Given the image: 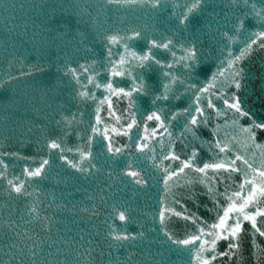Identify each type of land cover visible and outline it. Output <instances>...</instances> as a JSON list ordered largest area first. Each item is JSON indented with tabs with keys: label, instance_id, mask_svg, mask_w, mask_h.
I'll return each instance as SVG.
<instances>
[{
	"label": "snow or ice",
	"instance_id": "1",
	"mask_svg": "<svg viewBox=\"0 0 264 264\" xmlns=\"http://www.w3.org/2000/svg\"><path fill=\"white\" fill-rule=\"evenodd\" d=\"M104 4L119 7L140 6L153 12L167 10L169 7L168 0H104ZM19 6L24 7L23 4ZM55 7L53 6V11ZM217 7L212 0H184L183 4L172 0L167 19H174L175 23L166 29L171 35H149L145 29L139 27L116 31H97L94 28L96 34L89 39L88 21H84L85 30L76 34L80 38L79 45L83 46L85 51H91L90 43L97 38L103 41L106 54L99 63V71L96 60L79 63L69 58L65 59L62 65H58L57 71L68 78L71 84V100L54 109L53 118L41 129L44 143L38 148L36 156L21 157L18 152H0V181L5 185L0 190L10 200L31 197L33 193L29 192L28 188L32 186V182L45 179L56 161L88 177L100 171L97 161L101 156L106 157L105 162L128 157L121 167V175L127 177L133 185L146 187L148 178L138 166L139 157L136 160L131 159L129 149L134 148L135 152L151 160L153 167L163 172L160 182L167 195L161 197L158 214L153 216V221L158 220L159 232L165 242L175 246L179 254H187V260L183 264H232L234 259L236 264H243L244 241L249 235L252 247L256 249L252 255L256 257L257 264H264V259H261L264 256V248L255 243L257 236L264 237V142L257 143L258 137L264 138V118H254L250 110H245L238 95L245 80V69L238 65L250 55L254 47L264 49V0H260L259 6L256 0H227L224 7L228 12L223 17V24L216 19L219 15ZM87 15L91 17L90 13ZM250 20L255 21L251 26ZM91 23L96 24L95 17H91ZM16 27L17 25L13 24L7 29V33L15 32ZM26 27L25 25V29ZM205 27L208 32L204 31ZM213 32L218 33L219 40L223 41L220 54L224 59L206 81L185 84V80L194 79L193 74L201 63V35L211 36ZM189 35L191 39L187 38ZM35 36L36 33H33V38ZM212 39L216 37L212 36ZM236 42L243 44L238 54L232 49V44ZM138 44L141 45L139 48ZM177 47L183 52L180 57L176 56ZM168 54L171 55L170 60L166 59ZM177 64H181L185 70L184 79L172 71ZM30 68L41 70L35 65H30ZM101 72L105 73L103 78H100ZM152 73H158V82H150ZM20 75L30 73L22 72ZM16 79L17 77L7 75V80H0V88L6 89L8 81ZM123 80L128 83L122 84ZM177 84L184 85L185 92L190 91L191 96L187 107L174 110L175 106L171 104V100L178 98L173 87ZM233 88L236 91H232ZM96 90H102L99 97ZM145 97L149 98V104L142 109L138 102ZM72 100H77L85 106L91 101L94 105L87 127H80L84 123V113L79 107L76 111L71 110ZM217 101H222L223 107H218ZM11 102L18 103L14 89ZM125 102L126 106L121 110L119 105ZM102 112H106L107 117L114 123H109ZM229 114L232 126L244 134L246 143L259 150L258 160L254 159L255 151L249 156L239 153L231 155V144L236 137L231 140L213 139L216 137V131H212L207 139L201 140L203 130L214 118ZM240 118L247 121L246 126L240 125ZM228 123L229 121L225 120V124ZM216 127L218 130L219 125ZM134 128L136 132L133 134ZM171 128H180L179 134L174 136ZM28 131L31 132L32 129L29 128ZM69 136H75L77 141L71 146L67 142ZM157 136L160 137L159 140H156ZM118 137H128L131 143H122ZM197 141L200 142L199 147ZM37 143L39 144V141ZM94 145H99L98 151H94ZM154 145L160 147V154H157ZM205 145L211 154L207 158L202 155ZM245 151L247 152V148ZM3 157H16L31 163H25L21 173H13L10 178L9 163ZM164 161L169 163L165 165ZM233 173L240 175V183L236 184L234 189L225 185L224 190L220 191L216 187L221 183L217 177L231 180ZM181 181L190 186V199L197 195L193 191L196 184L205 186V194L211 201V207L206 203L202 206L205 212L215 213L212 222L199 214V206L196 211H190L185 203H182V198H176L177 194L171 189L178 187ZM101 199L103 200V197ZM193 203L195 204V200ZM8 207L7 215L0 217V248L6 249L3 255L7 257L0 259V264H81L79 257L82 256L86 257L87 264H94L91 259L95 250L91 247L92 240L88 241L87 251L81 252L75 247L72 238H61V241L47 243V235L42 237L39 232L23 226L40 220L42 230L45 233L51 232V221L47 216H39L36 202L28 203L25 208L30 217L28 220L23 216L18 220L12 218L14 210ZM130 211V206L122 201H114L105 209L108 219L112 221H105L108 223L105 236L107 247L122 246L123 242L145 237L144 232L133 234L127 231L125 225L130 221ZM93 214L99 215L96 212ZM172 217L185 222L182 236L176 235L168 227ZM116 221L120 224L117 225ZM83 239L81 236V240ZM60 242L64 248L57 246L54 252L45 253L46 244L48 249H52L54 244ZM221 242L223 248L220 247ZM65 252L67 254L60 259ZM100 255L103 256L104 252ZM108 264L114 262L109 260Z\"/></svg>",
	"mask_w": 264,
	"mask_h": 264
},
{
	"label": "water",
	"instance_id": "2",
	"mask_svg": "<svg viewBox=\"0 0 264 264\" xmlns=\"http://www.w3.org/2000/svg\"><path fill=\"white\" fill-rule=\"evenodd\" d=\"M253 116L257 119L264 118V102L256 110ZM246 125L247 123L245 126ZM235 137L236 140L232 141L231 144V147L233 148L231 153L232 156H235L237 153L249 156L253 151H255L256 156L254 159H259V150L254 149L252 145L246 143L243 133L238 132ZM260 142H264V138L258 137L257 143ZM245 148H247V152L245 151ZM226 175L227 174H225V176ZM217 179L221 181V183L216 185L220 191L224 190L225 185H230L231 189H234L235 185L241 181V177L237 173L232 174L231 180L224 177H217ZM189 187L190 186L183 183L173 189L172 192L177 194L176 198H182V203H185L186 207H188L190 211H196L197 206H199V214L209 219V222H212L215 217V213L205 212V208L202 206L206 203L208 207H211V201L205 194V186L196 184L193 191H195L197 195L195 198L191 199L189 198ZM166 195L167 194L164 196ZM160 199L161 198L156 199L140 208L131 210L129 213L130 221L127 225H125L127 231L133 234L136 232H144L145 237L136 241L123 242L122 246L113 248L107 247V241L105 240V236L108 231V223L112 222L108 219V217L85 220H69L48 217L51 221L50 233H45L42 230L40 220L32 221L30 224L23 226L31 229L32 231L39 232L42 237L47 235V243L61 241V238H72V242H74L75 247L81 252L87 251L89 247L88 241L92 240L93 244L91 247L95 250L92 252L91 259H93L94 264H108L109 260L113 261L114 264H183V262L187 260V254H179L175 250V246L170 245L169 242H165L163 235L159 232L160 225L158 220L156 222L153 221V216L158 214ZM169 199H171V197H169ZM193 200H195V204L193 203ZM8 206L14 210L12 212V218L18 220L20 216H23L25 220L30 219L25 210L12 206L2 200H0V217L7 215L9 211ZM176 207L179 209L178 205ZM39 216L41 218L45 217L43 215ZM106 220H108V223H105ZM116 224L119 225L120 222L116 221ZM184 225L185 222L177 217H172L168 223V227L178 236L183 235ZM245 227L248 226L245 225ZM81 236L84 237L83 240H81ZM255 243L264 248V237L257 236ZM57 246L62 248L65 247L63 243L60 242L59 244H54L52 249H48L46 244L44 246L45 253L48 251L54 252ZM220 247H224L223 242H221ZM4 251H6V249L0 248V259H7V257L3 255ZM102 251L104 252L103 256L100 255ZM255 251L256 249L252 247V239L249 235L244 241L243 264H257L256 257L252 255ZM109 253L111 254L110 256ZM43 254L44 253H42V255ZM66 254L67 252L62 254L60 259H63ZM79 259L81 264H87L86 257L82 256L79 257ZM261 259H264V256H262ZM232 264H236L235 259L232 261Z\"/></svg>",
	"mask_w": 264,
	"mask_h": 264
}]
</instances>
